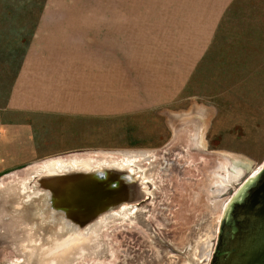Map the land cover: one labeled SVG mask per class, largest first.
<instances>
[{
  "label": "rangeland",
  "instance_id": "rangeland-1",
  "mask_svg": "<svg viewBox=\"0 0 264 264\" xmlns=\"http://www.w3.org/2000/svg\"><path fill=\"white\" fill-rule=\"evenodd\" d=\"M228 1L174 102L89 118L8 108L45 0H0V264H207L225 202L264 160V0ZM87 165L130 168L144 198L61 219L41 181Z\"/></svg>",
  "mask_w": 264,
  "mask_h": 264
},
{
  "label": "crops",
  "instance_id": "crops-1",
  "mask_svg": "<svg viewBox=\"0 0 264 264\" xmlns=\"http://www.w3.org/2000/svg\"><path fill=\"white\" fill-rule=\"evenodd\" d=\"M228 2L45 0L7 106L92 118L168 105L186 87Z\"/></svg>",
  "mask_w": 264,
  "mask_h": 264
},
{
  "label": "water",
  "instance_id": "water-1",
  "mask_svg": "<svg viewBox=\"0 0 264 264\" xmlns=\"http://www.w3.org/2000/svg\"><path fill=\"white\" fill-rule=\"evenodd\" d=\"M103 175L105 173L100 175L95 171L92 177L100 182ZM44 182L41 181V184L44 185ZM117 188L115 181L109 182L105 190L106 202L96 204L94 213L77 223L82 226L86 220L103 211L137 203L125 198L124 194H116ZM50 194L52 209L63 211L54 204L52 192ZM207 264H264V160L225 202Z\"/></svg>",
  "mask_w": 264,
  "mask_h": 264
},
{
  "label": "bare ground",
  "instance_id": "bare-ground-1",
  "mask_svg": "<svg viewBox=\"0 0 264 264\" xmlns=\"http://www.w3.org/2000/svg\"><path fill=\"white\" fill-rule=\"evenodd\" d=\"M58 161L62 165L63 160L61 159L52 158L47 160L45 162V166L48 171L57 172L58 170H54L52 165ZM77 165L74 166L79 167ZM80 167L83 169H93V171L83 170L85 173L75 172L72 174L73 176L69 177L54 175L55 177L49 176L45 178L47 184L46 187H48V189L52 192V200L54 204L58 208L60 207L63 209V211L60 210L61 213H64V216H62L63 219L67 218L76 222L79 221V219L82 220L83 218H87L93 214L97 206L96 204L106 202L107 197L105 199V195L107 191L105 190L111 181H115V185L118 187L115 189V191H117L116 194H124L125 198L135 202H138L144 198L145 193L142 186L138 185L137 183H133L136 178H138V176H134L130 168L123 169L117 168L115 166H108L109 168L104 170V167L101 165H98L96 168L88 165L87 167ZM95 171H104L105 173V175L101 177L102 180L100 179V182L96 181L92 177V175L95 174ZM255 171L256 169L252 173ZM143 187L145 188L144 184ZM62 225H64V223H62Z\"/></svg>",
  "mask_w": 264,
  "mask_h": 264
},
{
  "label": "flooded vegetation",
  "instance_id": "flooded-vegetation-1",
  "mask_svg": "<svg viewBox=\"0 0 264 264\" xmlns=\"http://www.w3.org/2000/svg\"><path fill=\"white\" fill-rule=\"evenodd\" d=\"M115 167H117V168H123V169H128V167H125V166H123V165H121V166H115ZM217 194H218V192H217ZM60 215H61V219H63L62 218V216H64V213H61L60 212ZM71 221V220H70ZM76 221V220H75ZM73 224L74 223H76V222H74V221H71ZM66 223H64V225H65ZM58 229L60 230V234H64V230H61L62 228H61V226H60V224L58 225Z\"/></svg>",
  "mask_w": 264,
  "mask_h": 264
}]
</instances>
